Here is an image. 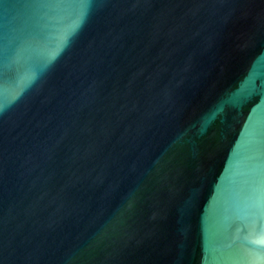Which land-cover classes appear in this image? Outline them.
Wrapping results in <instances>:
<instances>
[{
  "label": "water",
  "instance_id": "obj_1",
  "mask_svg": "<svg viewBox=\"0 0 264 264\" xmlns=\"http://www.w3.org/2000/svg\"><path fill=\"white\" fill-rule=\"evenodd\" d=\"M0 264H264V0H0Z\"/></svg>",
  "mask_w": 264,
  "mask_h": 264
}]
</instances>
